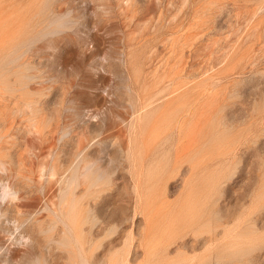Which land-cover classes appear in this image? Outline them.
I'll list each match as a JSON object with an SVG mask.
<instances>
[{
	"label": "rangeland",
	"instance_id": "obj_1",
	"mask_svg": "<svg viewBox=\"0 0 264 264\" xmlns=\"http://www.w3.org/2000/svg\"><path fill=\"white\" fill-rule=\"evenodd\" d=\"M79 152L92 264H264V0H0V264Z\"/></svg>",
	"mask_w": 264,
	"mask_h": 264
},
{
	"label": "bare ground",
	"instance_id": "obj_2",
	"mask_svg": "<svg viewBox=\"0 0 264 264\" xmlns=\"http://www.w3.org/2000/svg\"><path fill=\"white\" fill-rule=\"evenodd\" d=\"M31 32H32V30L26 31L27 34H30ZM24 65L20 66V69L16 72V74L18 76H21V78H22V76L24 78H28L26 75H23V73H24L23 70H25ZM152 100L153 99L150 98L149 102H151ZM149 102H147V103H149ZM179 109H180V106H179ZM187 109L190 110V108H187ZM180 110H182V109H180ZM193 112H194V110H193ZM184 121H186V120H184ZM174 122L176 123V120H174ZM177 122H178V124H177L178 130L180 131V133H183L184 129H185L184 128L185 125L183 126L184 122L179 121V120ZM80 155H81V152H79L76 155L75 160L71 161L69 163V165L67 166V168L65 169L66 171L69 172L68 175H64L59 168H52V170H51V175L55 176V174H56L59 176L58 180H59V183L61 185V187H60L61 201L59 203V207L56 210H53L51 212V215H53L54 218L53 219L51 218L50 227L48 229V232L52 233V235L50 237V245L48 247L51 249L52 244L63 246L69 252V255H68L69 264H92L91 259L86 256L85 244L88 243V241H89V238H87V235L97 236L98 232L100 230V226L99 225H96V226L92 225V226L88 227L87 233H85L83 230L84 234L82 237H80V233L82 232V230L78 227V225H79V220L83 216V210H82L83 192L81 191V194L78 197V195H76L75 190L79 186V181L81 178L80 176L85 175V171L87 172L91 168V165L88 164L85 166L83 173L80 171L79 164L77 162L78 157ZM63 168H65V167H62L61 169H63ZM96 181L97 180H90V179L88 180L87 187L85 188V191H84L85 194H87L88 191H92V186L96 183ZM86 221L89 223L88 214L85 218H83V222H86ZM59 223H61L63 225V228H64L63 232H62V236H60V237H59V234L57 233ZM19 226L23 227L24 222H21L19 224ZM252 228H253V226H252ZM3 230H4V228H3ZM8 230L9 229H7L6 232ZM54 233H55V235H53ZM56 234H57V237H56ZM20 237L22 239L27 238L28 240H31L32 242L35 243L36 246L39 243L38 237L36 236V233H34V229L31 226H27L23 230V232L21 233ZM228 239H230V238H228ZM165 250H166V253H168V249L165 248ZM239 252H241V254L245 255L248 253V250H247V248H244L243 250H239ZM233 261H235V260H231V262H233Z\"/></svg>",
	"mask_w": 264,
	"mask_h": 264
}]
</instances>
